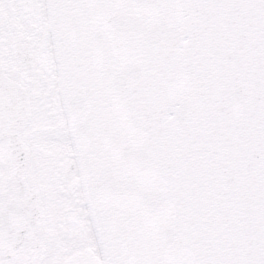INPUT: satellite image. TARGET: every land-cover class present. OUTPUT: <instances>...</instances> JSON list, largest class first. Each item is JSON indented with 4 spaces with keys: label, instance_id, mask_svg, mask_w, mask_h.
<instances>
[{
    "label": "snow or ice",
    "instance_id": "1",
    "mask_svg": "<svg viewBox=\"0 0 264 264\" xmlns=\"http://www.w3.org/2000/svg\"><path fill=\"white\" fill-rule=\"evenodd\" d=\"M0 264H264V0H0Z\"/></svg>",
    "mask_w": 264,
    "mask_h": 264
}]
</instances>
